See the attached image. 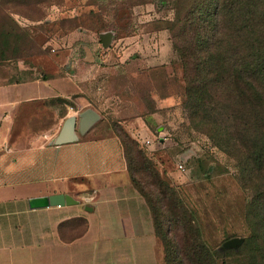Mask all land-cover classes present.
I'll list each match as a JSON object with an SVG mask.
<instances>
[{"label": "rangeland", "instance_id": "rangeland-1", "mask_svg": "<svg viewBox=\"0 0 264 264\" xmlns=\"http://www.w3.org/2000/svg\"><path fill=\"white\" fill-rule=\"evenodd\" d=\"M206 1L212 9L213 0ZM246 2L254 7L240 5L237 19L226 15L224 21L240 24L247 16L254 22L251 38L259 40L264 0ZM201 4L1 0L0 82L48 81L68 93L35 106V130L46 121L59 130L74 115L77 135L112 133L121 139L133 184L163 212L161 234L183 253L175 262L264 264V73L251 75L258 51L245 57L243 50L240 65L223 69L233 76L221 99L207 101L211 93L200 94L202 72L188 63L192 99L203 102L194 122L189 120L171 33L188 45L187 25ZM177 18L181 22L171 28ZM15 21H23L24 29L18 31ZM87 108L98 119L79 134L78 113ZM136 119L141 124L132 127ZM53 138L51 133L49 144ZM234 236L243 238L241 244L221 251L222 241ZM157 242L159 264H165L163 242Z\"/></svg>", "mask_w": 264, "mask_h": 264}, {"label": "crops", "instance_id": "crops-1", "mask_svg": "<svg viewBox=\"0 0 264 264\" xmlns=\"http://www.w3.org/2000/svg\"><path fill=\"white\" fill-rule=\"evenodd\" d=\"M67 94L48 81L0 82V264H159L151 215L119 138L74 131V140L55 145V124L35 130V106ZM56 193L69 202L28 206Z\"/></svg>", "mask_w": 264, "mask_h": 264}, {"label": "trees", "instance_id": "trees-1", "mask_svg": "<svg viewBox=\"0 0 264 264\" xmlns=\"http://www.w3.org/2000/svg\"><path fill=\"white\" fill-rule=\"evenodd\" d=\"M262 3L263 1L259 2V4ZM240 5L242 7H254V3H247L246 0H230V2L226 0H213V7L209 9V1L202 0L198 17L195 18V21H190L187 25L191 33L189 44L185 46L180 45L178 39L175 37L176 35L171 33L173 49L182 63L186 83V114L189 120L193 122L194 116L197 114L196 109L198 108V104L201 105L203 102L198 103L197 99H192V83L195 81L187 77L186 66L188 63H192L196 69L201 70L200 94L205 97L207 92L211 93V95L206 96L208 97L207 101L221 99L222 90L226 89V85L231 82V77L233 76L229 72L224 73L223 69L234 65H240L244 57L239 56V54L243 52V50L248 52L245 57L251 56L249 53L251 49H256L258 51L255 64L252 63L255 69L251 72V75L255 72H257V74L264 73V37H261L259 40L251 38L254 22L247 21V16L241 19L243 21H241L240 24L238 21H224L226 15H235L234 20H236L237 10ZM251 11H248L249 15H251ZM180 22L181 21L177 18L176 21L171 24V28H173L176 23L178 24ZM259 30L260 33H264V21L260 22ZM210 74H212V78ZM231 100L233 101V97ZM215 108L216 106H213L210 110H215ZM119 140L124 151V144L121 139ZM127 170L131 183L133 184L128 169V163ZM133 186L145 200L151 215L153 231L156 238L163 242V260L165 264H181L175 262V260L178 258L179 254L183 255V253H179L161 234L163 225L167 222V220L164 219L163 212L160 213V209H156L152 201L134 184ZM167 228L168 226L166 225V227H164L166 234Z\"/></svg>", "mask_w": 264, "mask_h": 264}, {"label": "water", "instance_id": "water-1", "mask_svg": "<svg viewBox=\"0 0 264 264\" xmlns=\"http://www.w3.org/2000/svg\"><path fill=\"white\" fill-rule=\"evenodd\" d=\"M97 119L98 114L94 110L90 108L84 109L78 113L77 131L79 133L85 132ZM75 122L76 119L74 115H68L65 117L59 127L57 134L53 138V144L59 145L74 140ZM27 202L30 208H38L47 206H63L69 202V199L66 195L56 193L31 197ZM242 241V237L235 236L225 239L220 245V250L224 251L228 249H236Z\"/></svg>", "mask_w": 264, "mask_h": 264}, {"label": "built area", "instance_id": "built-area-1", "mask_svg": "<svg viewBox=\"0 0 264 264\" xmlns=\"http://www.w3.org/2000/svg\"><path fill=\"white\" fill-rule=\"evenodd\" d=\"M1 1V0H0ZM145 143H147V141L145 140L144 141ZM180 171H182L183 170V166L179 163V164H177V166H176Z\"/></svg>", "mask_w": 264, "mask_h": 264}]
</instances>
